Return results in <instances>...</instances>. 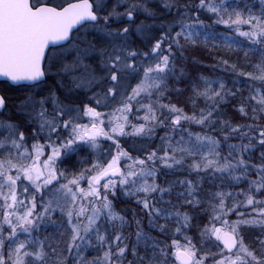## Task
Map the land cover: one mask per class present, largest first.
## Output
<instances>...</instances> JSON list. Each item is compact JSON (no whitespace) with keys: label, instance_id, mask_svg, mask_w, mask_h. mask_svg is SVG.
I'll list each match as a JSON object with an SVG mask.
<instances>
[{"label":"snow or ice","instance_id":"1","mask_svg":"<svg viewBox=\"0 0 264 264\" xmlns=\"http://www.w3.org/2000/svg\"><path fill=\"white\" fill-rule=\"evenodd\" d=\"M258 2L0 0V264H264ZM201 49L231 87L188 71Z\"/></svg>","mask_w":264,"mask_h":264},{"label":"trees","instance_id":"2","mask_svg":"<svg viewBox=\"0 0 264 264\" xmlns=\"http://www.w3.org/2000/svg\"><path fill=\"white\" fill-rule=\"evenodd\" d=\"M255 4L256 7H259V3L258 0H255ZM217 32L220 33H224L227 32L228 30L224 28V26H218L216 28ZM229 35H232L231 33H229ZM237 39H243V38H238ZM217 43H221L220 40L217 41ZM187 55V54H186ZM193 55L196 56L197 60L200 61V63L193 65L191 63V61L188 62L189 67H188V71L192 74L193 77L203 74L204 76H208V77H215V76H223L226 80L229 81V87H231V74L230 73H225L222 71V69L220 68H216L215 70L211 67H209L210 65L215 64L216 62L211 58V56L207 53L206 50H197L195 53H193ZM215 55H220V56H226L230 61H234V62H238L239 64L243 65L245 63L244 59H243V53L242 52H238V53H227L225 51H220L219 53H215ZM255 59V58H253ZM246 71H251V67L247 66L245 68ZM191 82L190 80L185 81L183 83H181L179 85V87H181L182 89H185V91L183 92L182 95H180L179 97L176 96L175 93L172 94V102L173 103H177V105L179 107H184L186 112H190L191 111V106L187 105L185 102L187 100V97L191 95ZM13 99H16L20 93L18 91H10L8 93ZM246 94V91H245ZM164 103H168V100L165 99L163 101ZM198 104H200L201 106L203 105V101H198ZM198 127L193 126V131H198ZM159 135H163V132H160ZM121 142L122 144L125 145L126 148L131 149L133 144L135 143L136 147H139L141 142L150 144L151 147H156L157 144H159V139L158 136L155 137L152 141H147V138L144 139V141H141L140 138H136L135 140H133L132 138H121ZM107 147V146H106ZM150 150V149H149ZM139 153L136 151H132V155H138ZM65 167V165H64ZM69 171H71V166H68ZM77 168H79V165H77ZM185 175V173L182 172H178L176 174V177H172L173 179L177 178V177H183ZM209 188V182L208 183H204V190L207 191V189ZM125 204H122L120 202H117V208H121V207H125ZM207 223V218L205 216H203L202 214H198L197 218L193 221L194 225H199L200 227H203V225ZM49 226H46V229H43L41 234H37L40 238H43L46 235H50L52 230L55 229V225H52V230L49 231L48 229ZM190 236H194L197 234L196 232V228L194 227L192 231L187 233ZM181 243H184L183 237L182 236H178L177 237ZM207 247H212L214 249L217 250L215 244L213 243H209L207 245ZM206 247V248H207Z\"/></svg>","mask_w":264,"mask_h":264},{"label":"rangeland","instance_id":"3","mask_svg":"<svg viewBox=\"0 0 264 264\" xmlns=\"http://www.w3.org/2000/svg\"><path fill=\"white\" fill-rule=\"evenodd\" d=\"M259 3V2H258ZM135 83H136V81H132V84H133V86L135 85ZM101 111H108V109H100ZM141 115L143 114V113H140ZM84 122H87V118H85V120H84ZM198 131H199V129H198ZM41 143H43V141H41ZM111 143V141H103V144H104V147H106V146H108L109 144ZM30 144H31V141H29V146H30ZM49 152H50V149L48 150ZM123 163H126V162H122V164ZM61 167H64V165H61ZM179 178H184V176L183 177H179ZM190 179H193V180H195L196 179V177H195V174H193L191 177H189ZM205 182L206 183H208L209 181L206 179L205 180ZM204 182V183H205ZM27 182L25 181V184H26ZM215 183H219V181L217 180V181H215ZM209 189V188H208ZM207 189V190H208ZM213 190H215V189H213ZM234 191H236V189H234ZM0 203H2V201H0ZM243 210V209H242ZM249 211H250V209H249ZM57 220H59L60 219V217L57 215L56 217H55ZM228 219L229 220H235V219H237V217H236V215L233 213V214H231L229 217H228ZM46 226H49L48 227V229H49V231L50 230H52L51 228H52V224H46V225H42L41 226V229H40V231H39V233H37L38 235L39 234H41L43 231V229H46ZM217 226L219 227L220 225L219 224H217ZM51 227V228H50ZM55 232V229L54 230H52V232H51V234H53ZM36 234V235H37ZM243 235L245 236V238H246V240H248V241H251V240H253L256 236H259V235H261V232H260V229L259 228H245L244 230H243ZM21 238H23V237H21ZM208 249H211L212 251H218V249L216 250V249H214V248H212V247H207V248H205V250L207 251Z\"/></svg>","mask_w":264,"mask_h":264},{"label":"water","instance_id":"4","mask_svg":"<svg viewBox=\"0 0 264 264\" xmlns=\"http://www.w3.org/2000/svg\"><path fill=\"white\" fill-rule=\"evenodd\" d=\"M221 247H222V245H221ZM177 264H178V262H177Z\"/></svg>","mask_w":264,"mask_h":264}]
</instances>
